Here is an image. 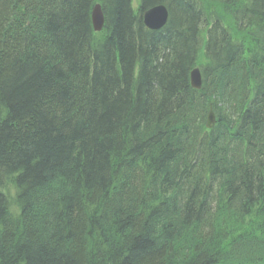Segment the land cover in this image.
Returning a JSON list of instances; mask_svg holds the SVG:
<instances>
[{
  "label": "trees",
  "instance_id": "1",
  "mask_svg": "<svg viewBox=\"0 0 264 264\" xmlns=\"http://www.w3.org/2000/svg\"><path fill=\"white\" fill-rule=\"evenodd\" d=\"M135 1L0 0V264H264V0Z\"/></svg>",
  "mask_w": 264,
  "mask_h": 264
},
{
  "label": "water",
  "instance_id": "2",
  "mask_svg": "<svg viewBox=\"0 0 264 264\" xmlns=\"http://www.w3.org/2000/svg\"><path fill=\"white\" fill-rule=\"evenodd\" d=\"M142 15L144 24L152 30L161 29L166 26L170 16L168 7L164 4H157L154 7L145 9ZM91 17L93 19V28L98 32L102 31L106 18L104 16L103 6L95 4ZM190 79L193 87L197 89L202 87L203 78L201 77V69L199 67H195L192 70ZM207 122L209 128H213L216 124V115L212 109L207 117Z\"/></svg>",
  "mask_w": 264,
  "mask_h": 264
},
{
  "label": "rangeland",
  "instance_id": "3",
  "mask_svg": "<svg viewBox=\"0 0 264 264\" xmlns=\"http://www.w3.org/2000/svg\"><path fill=\"white\" fill-rule=\"evenodd\" d=\"M135 7L137 8L138 7V4H137V2L135 1ZM205 8V7H204ZM215 9V8H214ZM212 15H215L214 13H212ZM11 187H10V190H9V192L7 193V195H8V197H11L13 200L15 199V195H16V188H15V186H13V185H10ZM11 199V200H12ZM12 200V202H14Z\"/></svg>",
  "mask_w": 264,
  "mask_h": 264
}]
</instances>
